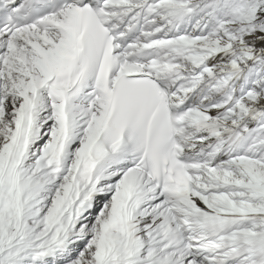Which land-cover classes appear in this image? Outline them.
<instances>
[{
	"label": "snow or ice",
	"instance_id": "6c2138e0",
	"mask_svg": "<svg viewBox=\"0 0 264 264\" xmlns=\"http://www.w3.org/2000/svg\"><path fill=\"white\" fill-rule=\"evenodd\" d=\"M0 264H264V0H0Z\"/></svg>",
	"mask_w": 264,
	"mask_h": 264
}]
</instances>
